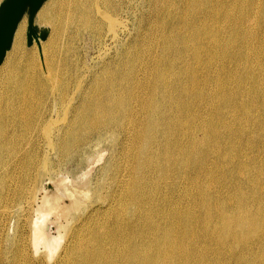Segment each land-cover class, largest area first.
<instances>
[{"label":"bare ground","instance_id":"obj_1","mask_svg":"<svg viewBox=\"0 0 264 264\" xmlns=\"http://www.w3.org/2000/svg\"><path fill=\"white\" fill-rule=\"evenodd\" d=\"M25 19L0 66V264L28 259L25 230L46 245L51 213L55 264H264V0H48L27 50ZM106 143L104 211L69 217L75 188L37 208Z\"/></svg>","mask_w":264,"mask_h":264},{"label":"rangeland","instance_id":"obj_2","mask_svg":"<svg viewBox=\"0 0 264 264\" xmlns=\"http://www.w3.org/2000/svg\"><path fill=\"white\" fill-rule=\"evenodd\" d=\"M124 19H126V17H124ZM39 26V25H37ZM42 27H43V24H42ZM23 28V45H24V48L27 50V42H26V29H27V21L25 19V24L24 26L22 27ZM45 28V27H44ZM97 55H98V52L95 51L92 55H91V59H94L96 60L97 58ZM97 61V60H96ZM106 145L108 146V144H103V145H100L99 147L97 148H94L90 151L89 153V160H86L85 162L79 164V163H76V162H73L71 164H67L65 168H63L59 174H57L53 181L49 182V181H46L44 183V185H42V187L40 188V191H39V195H38V204H37V208H41L39 205H43V199L45 198L46 199V202H45V205L43 208L45 210H48L50 209V207L56 203H59L60 205H63V206H69L70 205V199L67 198V195L65 194V191H70L71 188H75V190L77 191V195L81 198L82 201H84V205L82 206V208L80 210H73L69 217H82V216H85L86 214H88L89 212L93 211V210H97V207L98 209H103L102 211H104L106 208H104V206L102 204H99V203H96L95 202V198L93 197L92 198V193L91 191L94 189V186L96 184V180H98L99 178V172H100V165L101 166H104L105 162L108 160V157H109V146L106 148ZM105 146V149H103ZM102 147V148H101ZM98 151V152H97ZM103 151V152H102ZM106 151V152H105ZM101 152V153H100ZM97 154V155H96ZM108 154V155H107ZM99 158V159H98ZM98 159V160H97ZM103 159V160H102ZM101 160V162H100ZM91 163V164H90ZM83 164V165H82ZM77 165V166H76ZM80 165V166H79ZM85 167V168H83ZM100 168V169H99ZM77 170V171H76ZM98 170V171H96ZM71 173H70V172ZM76 171V172H75ZM77 173V174H76ZM96 173V175H95ZM94 175V177H92ZM72 178V179H71ZM96 178V179H95ZM90 180V181H89ZM77 181V182H76ZM93 184V185H92ZM91 187V188H90ZM91 189V190H90ZM56 190V192H55ZM42 191V192H41ZM55 192V193H54ZM88 194V196L86 195V197L84 198V195ZM44 195V196H43ZM58 195V196H57ZM59 195H61L59 197ZM89 195H90V198L89 199ZM41 198V199H40ZM48 198V199H47ZM57 198V199H56ZM42 201V202H41ZM48 201V202H47ZM87 203V205H86ZM96 203V204H95ZM89 205V206H88ZM99 205V206H98ZM101 205V206H100ZM92 208H91V207ZM94 206V207H93ZM96 206V207H95ZM48 208V209H47ZM86 209V210H85ZM36 210V207L35 209ZM89 210V211H88ZM91 210V211H90ZM37 211V210H36ZM36 211L32 212V214H30V218L35 220L34 218L37 219V221H41V217L39 214L36 213ZM88 211V212H87ZM35 214H37L35 216ZM51 213V215H49V218H47V220L45 222H42L41 224V227H43V230H45V234H46V240H47V244L44 245L43 243H41V245L43 247H41L40 243H38L37 245L35 244V246L33 247L34 244H32V238H31V232L30 230H25L24 234L23 235V242L25 244V247H26V251H27V255H28V259H26L25 261H20L19 264H55L56 262H58L60 260V258L63 256L64 254V248H66V245L68 243V240H69V236H70V229L68 231V226L64 227L65 226V219L63 218H58L56 217L55 214ZM35 216V217H34ZM57 220V221H55ZM45 223V224H44ZM63 223V224H62ZM46 225V227H45ZM74 225V224H73ZM62 228H61V227ZM60 227V228H59ZM68 227V228H67ZM59 229L63 230L59 233ZM67 229V230H66ZM10 230H13V232L11 231L10 233ZM66 231V232H65ZM29 233V234H28ZM65 234L64 236L62 234ZM7 236L9 237H15L14 236V226L12 227H9L8 230L6 231L5 233ZM11 234V235H10ZM28 234V235H27ZM30 235V237H29ZM48 235V236H47ZM50 235V236H49ZM59 236V238H58ZM63 236V239L62 237ZM66 237V238H65ZM49 238V239H48ZM57 238V239H56ZM65 239L67 241H65ZM61 240V242H60ZM64 240V241H62ZM55 241V243H54ZM59 242V243H58ZM57 243L60 245H62L61 247H57ZM63 243V244H62ZM4 245V244H3ZM2 245V246H3ZM28 245V246H27ZM30 245V246H29ZM39 246V247H38ZM6 251V249H8ZM30 250H29V249ZM40 248V249H39ZM43 248V250L41 249ZM59 248V249H58ZM12 249L14 250V248H12L11 245H7L5 247V245L2 247V251L5 255V264H18L17 261L18 260H14L13 258V251ZM47 249V250H46ZM62 251V252H58L57 251ZM40 250V251H39ZM42 250V252H41ZM12 251V252H11ZM46 251V252H44ZM49 251V252H48ZM53 251V252H52ZM11 252V253H10ZM40 252V253H39ZM53 255H51V253ZM55 252V253H54ZM30 253V254H29ZM34 253V254H33ZM38 253V254H37ZM42 253H43V256H42ZM50 253V255L48 254ZM38 255V256H37ZM45 255V256H44ZM48 255V258L46 260V257ZM60 255V256H59ZM10 256V258H8ZM36 256V257H35ZM50 256V257H49ZM29 257H31L32 259H30ZM39 260H38V259ZM42 258V259H41ZM51 259V260H50ZM54 259V261H53ZM33 262H32V261ZM37 261V262H36ZM43 262V263H42Z\"/></svg>","mask_w":264,"mask_h":264},{"label":"water","instance_id":"obj_3","mask_svg":"<svg viewBox=\"0 0 264 264\" xmlns=\"http://www.w3.org/2000/svg\"><path fill=\"white\" fill-rule=\"evenodd\" d=\"M48 0H3L0 4V66L11 49L14 35L21 21L27 18V47L35 40H44L48 31L35 25V18Z\"/></svg>","mask_w":264,"mask_h":264}]
</instances>
